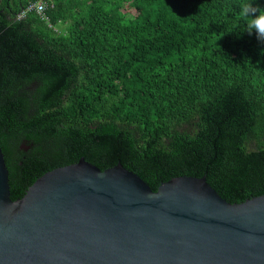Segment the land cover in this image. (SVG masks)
Masks as SVG:
<instances>
[{"label":"trees","instance_id":"obj_1","mask_svg":"<svg viewBox=\"0 0 264 264\" xmlns=\"http://www.w3.org/2000/svg\"><path fill=\"white\" fill-rule=\"evenodd\" d=\"M0 0V148L10 198L80 158L152 191L205 177L264 195V42L241 0ZM264 9V0H253Z\"/></svg>","mask_w":264,"mask_h":264},{"label":"water","instance_id":"obj_2","mask_svg":"<svg viewBox=\"0 0 264 264\" xmlns=\"http://www.w3.org/2000/svg\"><path fill=\"white\" fill-rule=\"evenodd\" d=\"M0 264H264V195L230 204L187 176L154 192L80 158L13 201L0 148Z\"/></svg>","mask_w":264,"mask_h":264},{"label":"clouds","instance_id":"obj_3","mask_svg":"<svg viewBox=\"0 0 264 264\" xmlns=\"http://www.w3.org/2000/svg\"><path fill=\"white\" fill-rule=\"evenodd\" d=\"M239 16L247 21V32L264 42V9L254 6L253 0H241Z\"/></svg>","mask_w":264,"mask_h":264},{"label":"built area","instance_id":"obj_4","mask_svg":"<svg viewBox=\"0 0 264 264\" xmlns=\"http://www.w3.org/2000/svg\"><path fill=\"white\" fill-rule=\"evenodd\" d=\"M48 6V0H36L28 5L25 10H22L20 14L17 15L18 19L24 18L25 14L28 12H35L41 16H44V11Z\"/></svg>","mask_w":264,"mask_h":264}]
</instances>
